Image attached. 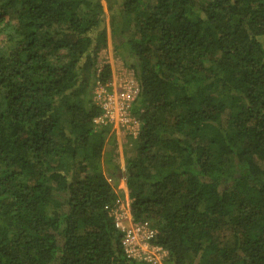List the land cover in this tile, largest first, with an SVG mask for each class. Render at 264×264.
Listing matches in <instances>:
<instances>
[{"label":"trees","instance_id":"trees-1","mask_svg":"<svg viewBox=\"0 0 264 264\" xmlns=\"http://www.w3.org/2000/svg\"><path fill=\"white\" fill-rule=\"evenodd\" d=\"M104 1L0 0V264H150L123 187L163 264H264V0ZM109 40L139 87L124 166L94 123Z\"/></svg>","mask_w":264,"mask_h":264},{"label":"built area","instance_id":"built-area-1","mask_svg":"<svg viewBox=\"0 0 264 264\" xmlns=\"http://www.w3.org/2000/svg\"><path fill=\"white\" fill-rule=\"evenodd\" d=\"M129 77L120 84L111 82L105 86H99L95 91V100L99 103L103 113L94 120L98 126H111L116 132H120L132 138H136L139 132V123L131 113L132 103L139 93L138 83L129 70ZM113 210L115 226L122 234L121 246L127 258L138 262L150 264H163L167 258V251L156 246L152 240L156 231L149 222L135 223L129 208L121 206L116 201Z\"/></svg>","mask_w":264,"mask_h":264},{"label":"rangeland","instance_id":"rangeland-1","mask_svg":"<svg viewBox=\"0 0 264 264\" xmlns=\"http://www.w3.org/2000/svg\"><path fill=\"white\" fill-rule=\"evenodd\" d=\"M103 4H104V11L106 14V22L108 23V12L106 8V2L104 1ZM99 64L100 65L108 64L111 66L112 74H113V78H112L113 85L120 84L119 80L123 82V80H125L124 77H129L130 73L126 72L127 69L124 67L121 60H119V58H117L114 55L112 43L110 40L108 42V47L102 50L99 54ZM128 137L129 136L124 135V134L122 135L118 134L117 136V146H118V153L120 157V163H121V160L125 162V153L126 151H129L131 149V146L129 144L130 139ZM123 188L118 189V192H117L118 199L117 200L119 201L122 207L126 208L125 195L123 194V192H121Z\"/></svg>","mask_w":264,"mask_h":264},{"label":"crops","instance_id":"crops-1","mask_svg":"<svg viewBox=\"0 0 264 264\" xmlns=\"http://www.w3.org/2000/svg\"><path fill=\"white\" fill-rule=\"evenodd\" d=\"M118 134H121V135H122V133H120V132L117 131V133H116V138H117ZM121 165H122V166L125 165V162L122 161V160H121ZM116 192H118V191L116 190ZM121 192H123V194L125 195V205H126L127 208H129V193H128V189H127L126 187H124V188L121 190Z\"/></svg>","mask_w":264,"mask_h":264},{"label":"clouds","instance_id":"clouds-1","mask_svg":"<svg viewBox=\"0 0 264 264\" xmlns=\"http://www.w3.org/2000/svg\"><path fill=\"white\" fill-rule=\"evenodd\" d=\"M129 210H130V208H129Z\"/></svg>","mask_w":264,"mask_h":264}]
</instances>
